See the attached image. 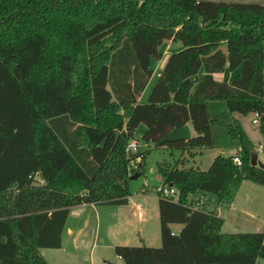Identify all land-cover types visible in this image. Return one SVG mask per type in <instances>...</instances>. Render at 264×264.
<instances>
[{
	"label": "trees",
	"instance_id": "16d2710c",
	"mask_svg": "<svg viewBox=\"0 0 264 264\" xmlns=\"http://www.w3.org/2000/svg\"><path fill=\"white\" fill-rule=\"evenodd\" d=\"M166 41L180 49L140 103ZM237 68L230 81L213 77ZM211 101L231 114L257 112L264 143V2L0 0V264H48L41 250L61 248L73 206L127 204L125 146L139 125L140 140L154 143L190 122L189 140L162 146L212 147L219 121L209 115ZM220 124L238 141L236 154L216 155L206 170L158 162L177 198L158 197L160 246H114L123 264L264 258L263 232H222L221 217L190 201L201 190L230 207L243 180L264 187L241 121ZM171 224L182 227L175 233Z\"/></svg>",
	"mask_w": 264,
	"mask_h": 264
},
{
	"label": "crops",
	"instance_id": "0c3cea01",
	"mask_svg": "<svg viewBox=\"0 0 264 264\" xmlns=\"http://www.w3.org/2000/svg\"><path fill=\"white\" fill-rule=\"evenodd\" d=\"M169 44H173L174 47H170V49L167 50L163 49L161 58L159 60H152L151 62V67L154 65V69L152 68V75L138 98L140 103H144L148 100L151 90L155 84V79L160 74L168 55L172 51L180 49L179 43L169 41ZM222 48H225L224 45ZM163 57L164 61L160 63V60ZM238 71L239 68L234 71L225 69L223 72L214 73L213 77L218 81H230L238 73ZM187 125L189 126L191 136L194 135L195 132L191 123L189 122ZM144 129L145 126L141 124L137 128V131L139 134H142ZM259 143L264 145L262 139L259 141ZM152 144L153 143H146L148 146ZM142 173L143 170L141 175ZM157 181L159 184L162 182L160 174L157 177ZM129 191L130 195L128 197V202L124 205L83 203L71 207L62 232L61 248L41 250V253L46 259L47 263L50 264L47 258L48 251H69L70 248L77 251L83 249L87 250L89 247L93 248L98 241L103 242L104 240L110 242L114 246L141 245L143 243L150 246H160L159 244L161 243V237L158 212V196L155 190L150 188V185L144 182L142 183L141 187L139 186L138 189L136 187V189H129ZM207 194V192L198 190L192 196L194 199H190V201L193 200L198 202L196 205L202 207L201 210H205V212H213L221 217L223 219V225L221 228L223 232H235L232 231L234 229L231 231H224L225 227L234 228V225L240 226L243 230L242 232H260L257 227H250V225L245 223H234L230 217L223 215V208L218 204L217 195L210 193L208 196ZM234 205H236V199H234L233 203L229 207L230 211L234 210ZM170 227L173 232L177 233L180 231L182 225L171 224ZM174 227L177 229L175 230ZM118 259L122 260L120 257H118Z\"/></svg>",
	"mask_w": 264,
	"mask_h": 264
},
{
	"label": "rangeland",
	"instance_id": "374dc122",
	"mask_svg": "<svg viewBox=\"0 0 264 264\" xmlns=\"http://www.w3.org/2000/svg\"><path fill=\"white\" fill-rule=\"evenodd\" d=\"M240 1L256 2V3L264 2V0H240ZM170 47L172 48L174 47V45L169 44V41H166L165 44L162 46V50L170 49ZM163 61H164V57L160 60V63H162ZM152 68L154 69V65L152 66ZM158 77H156L155 83ZM207 108L210 117L214 120L219 121V123H214L212 125L214 144L210 148H203L200 150L177 149V148H169L165 146H160L155 148L153 147V144L148 146L146 145V142L140 140L142 134H139V132L136 129L134 133V138L138 139L140 150L142 152H145V155L143 157L142 164H140L143 173L142 175L138 176L136 179L128 182V188L130 190H134L136 189V187L138 189L139 186L141 187L142 183L144 182L150 185V188L154 189L155 186L159 184V182L157 181V177L159 175L158 166L156 165L158 162H162V164H164L166 167H177L179 169L199 168L202 170H206L210 166L214 156H216L218 153H221L223 155L236 154L239 147V143L236 139L232 138L229 135L226 128L223 125H221L220 122L225 124L232 122L234 118L239 119L243 125V128L248 134L249 138L254 142L256 147H258L259 145L264 146L263 144L259 143L262 137L258 132L256 126L251 122L252 119L251 114L245 116L240 115L238 113L231 114L228 111L225 103L222 101L208 102ZM258 157L264 163V153L259 152ZM36 180L39 183L43 182L38 176ZM191 199H194V197H191ZM234 199H236V205H234V210L230 211L229 207H222L223 215H227L228 217H230V219L234 223H241V224L245 223L250 225V227H257L260 232L264 233V187L251 180L245 179L240 183ZM197 207L202 209V207L200 206ZM104 208H109V207H104ZM174 229L176 230L177 228L174 227ZM231 230L235 232L243 231L242 228L238 225H234V228H228V227L224 228V231H231ZM70 249L69 251L66 250L48 251L47 258L49 263L50 264H82V263L83 264H110V263L123 264L122 260L118 259L115 253L114 245H112L110 242L106 240H104L103 242L98 241L93 248L89 247L87 250L83 249L77 251ZM256 264H264V258L259 257L256 260Z\"/></svg>",
	"mask_w": 264,
	"mask_h": 264
},
{
	"label": "built area",
	"instance_id": "2783aa9c",
	"mask_svg": "<svg viewBox=\"0 0 264 264\" xmlns=\"http://www.w3.org/2000/svg\"><path fill=\"white\" fill-rule=\"evenodd\" d=\"M258 116H259V114L257 112H254L252 114L251 122L253 124L258 123ZM256 150H257L258 154H259V152L264 153V146L259 145L256 148ZM139 152H140V147H139L138 139H136L134 137L129 139V141L127 142V144L125 146V154L128 158L127 171H128L129 175H132L140 167V164L142 162V156L139 154ZM233 160L236 164L241 163V159L239 156H235ZM154 190H155L158 197L161 196V197H165V198H173L175 200L177 198L176 188L173 186L164 184L162 182L159 185L155 186Z\"/></svg>",
	"mask_w": 264,
	"mask_h": 264
},
{
	"label": "water",
	"instance_id": "95a60500",
	"mask_svg": "<svg viewBox=\"0 0 264 264\" xmlns=\"http://www.w3.org/2000/svg\"><path fill=\"white\" fill-rule=\"evenodd\" d=\"M197 79H198V76H194L193 81L196 82ZM116 133L118 132L116 131ZM190 138H191V132H190L189 126L186 124L182 127L173 128L172 130L167 132L160 140L153 143V147L157 148V147L162 146L166 142L189 140ZM250 163L253 166H259L261 168H264V163L258 157V152L255 148L251 151ZM140 175H141V170L138 169L132 175L129 176V180H134ZM110 264H114V263H110Z\"/></svg>",
	"mask_w": 264,
	"mask_h": 264
}]
</instances>
